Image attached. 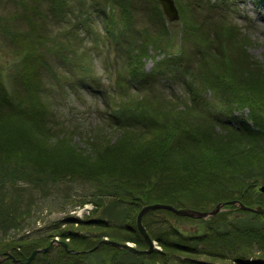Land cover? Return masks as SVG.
<instances>
[{
  "label": "rangeland",
  "instance_id": "obj_1",
  "mask_svg": "<svg viewBox=\"0 0 264 264\" xmlns=\"http://www.w3.org/2000/svg\"><path fill=\"white\" fill-rule=\"evenodd\" d=\"M66 1L70 7L65 5L61 12H55L51 7L53 3L51 0H0V17H3L0 19V66L3 65V82L11 97L20 100L26 108L29 107L26 109L27 114L34 117L33 119L39 117V110L44 106L45 110L42 114L40 113L43 117L40 118L44 128L42 133L51 131L48 132L50 133L49 137L40 134L45 136V140L43 146L38 145L37 147H33L35 142L24 141L17 134L15 129L17 124L10 128L8 134L0 133V177L12 175L18 178L20 176L11 184H0V199L4 197L8 200L6 201L8 206L15 205L17 215L23 211L22 221L15 227L0 231V242L8 243L11 239L24 237L22 242L1 246L0 252L9 251L16 258H21L19 257L20 252L25 253L33 249L36 242L39 241L44 246L35 249L47 247L53 242V246L49 250L37 252L29 262V264H50L56 262L57 259L63 260L62 255L59 254L62 248L67 253L79 254L93 250L95 246L103 243L110 244L109 241L113 239L105 235L107 234L105 227H99L96 224H83L78 219L92 216L99 220L110 221L111 225L108 230H111V227L113 230L118 227L125 230L120 227L124 223L122 210L129 206V200L133 201L138 196L141 198L146 193L150 195V201L147 199L142 203L139 202L140 207L137 209L135 218H131L128 223L129 228L134 231L139 230L136 221L138 212L145 205L154 203L153 201L167 204L168 201L175 200L176 206L183 205L203 212L211 211L218 203H222L220 209L213 215L208 214L195 218L189 216L188 219L175 217L174 215L179 214L166 208H154L146 211L141 217V222L143 224V220H145L147 223L143 224V227L152 241L151 251L160 250L161 245L157 239L151 237L149 231L166 233L168 231L167 224L162 221L166 216L175 223L179 231L199 230V226L203 225L205 220L206 222H215L218 227H225L224 229L230 228L228 240L230 234L234 232L230 242L239 245V249L243 250V255H246L248 260L264 257V248L261 249L264 247V242H261L257 233V237L254 234L261 230L264 235V214L240 206L242 204L253 209L259 206L264 209V190H260V187L264 186V79L263 82L256 81L257 85L252 86L251 81L248 83L238 81L239 84H234L235 81L232 79L236 72L234 66L237 60L233 61L228 50L229 43L234 38L230 39L225 35L222 37L220 34L218 39H221V42L219 40L212 42L215 39L211 35L208 39L207 35L213 27L208 24L203 25L202 23L203 28L199 30L190 29V31L203 35L202 45L207 50L213 52L217 49L214 48L215 44L221 46L220 59L213 60L205 57L201 62L203 54L198 50L199 46L193 43L188 34H182L184 10L181 5L175 1L179 18L169 21L157 0V5L153 0H130L133 29L122 34L120 38H116V44H114L113 38L103 32L100 7H103L107 0ZM211 1L214 2V5ZM262 5L255 4L252 0H204L190 14V17H193L198 25L209 12L215 10L220 13L213 14L212 17L217 18L218 15H224L231 23L240 28V35L248 37L244 41L246 46L241 49L247 50V53L243 55L247 60L242 64V73L247 77L254 71L261 76L264 75V12L259 9ZM24 6L27 7V11L24 10V16H20L19 13ZM34 7L37 9H32ZM84 26L90 27L93 32L90 31L84 35L82 29ZM232 32L234 33V30ZM30 33L32 35L42 34L44 41L32 38ZM140 39L143 43L138 55L140 63L142 62L139 73L144 75L152 71L149 79L151 84L146 86V89L136 90L133 87L129 89V94L136 98L135 101L139 100V93L143 95L141 103H134L140 107V115L146 119L141 126L150 127L151 123L156 121L157 124L154 126L163 127L165 131L162 130L161 135H148L142 154L144 158L139 156L140 159L136 161L141 169L147 168V173H144L147 184H145L146 189L143 193H136L139 195L134 196V194H127L124 190L122 192L118 190L116 192L120 194V199H117V195L107 193L97 196V189L103 182L100 181V177L96 179L90 177L86 161L78 164H63L59 159H56L57 152L51 153L50 149L46 147L59 145L56 134L62 133L64 128L72 130L73 135L70 140L76 144L74 145L77 147L76 149L79 148L88 155L96 153L99 146L103 147L100 149L103 151L105 147L108 148L113 143H115V147L122 145L128 149L131 144L129 139L119 141L120 137L126 134V130L112 134L108 139L109 142L107 140L103 143L97 140L93 141L92 139L97 136L95 132H92L105 127L110 121L109 109L105 105V100L117 98L120 88L118 83L129 82L126 74V69L129 67L127 61L129 50H133L134 47L136 49L137 44L135 45V43ZM30 48H34L39 55L44 56L41 61L43 63L40 62L37 65L35 62L30 67L37 82L39 97L28 96L25 86L15 77V71L10 70L12 63L18 62L17 64L20 66L19 62L23 58V53ZM232 50L237 49L233 47ZM59 52L62 54L61 56ZM249 55H251L250 58ZM172 57L181 59V67L178 66L179 62L171 65L168 60L160 64L161 59ZM80 60L88 62V72H84L80 66ZM247 62L248 64H246ZM250 62L254 64L256 62L260 68ZM133 64L136 65L134 62ZM201 65H203L200 73L202 87L199 86V88L201 97L206 101L205 103L201 100V103H205L202 112L207 114L208 110L212 111L213 114L217 117L220 116L225 121L224 124L211 121L215 116L207 121L206 118L196 120L193 115L192 117L185 114L189 110L186 104L190 103L194 106L198 104L191 102V95L185 80L187 83L190 78L191 71L189 69L194 70L196 66ZM18 70L21 74L19 67ZM222 83L232 84L234 89L219 87ZM219 89L224 91L223 95L220 92L221 97L218 96ZM227 93L231 99L228 98L226 101L223 97L227 96ZM152 94L154 96H151ZM180 103L183 104L180 106ZM179 114L181 116H178ZM196 121L199 122V125L194 124ZM248 124L254 133V130L257 131L253 137L247 127ZM141 126L132 127L131 131L139 132L140 130L141 132ZM227 127L231 129H227ZM255 127L257 128L255 129ZM195 132H199V134ZM194 133L198 135L197 139H201L207 133H209L208 136L216 135L214 136L216 139L214 142L213 139L203 141L194 149L190 147L198 143ZM221 136L234 137L237 147L220 151L216 146H219ZM1 142L10 146L4 149ZM35 148H39V156L52 157L42 161V158L37 155L35 157L37 160L25 167L16 165L15 151L20 150L26 153V156L29 155L27 162H30L34 152H37ZM124 149L119 148L116 157H121V152ZM218 151H220L219 155H214ZM211 154H213L212 157L218 158L217 163L214 162L215 159L211 157ZM113 159L116 162L110 167L111 173L120 176V169L124 165L121 164L120 158L114 157ZM194 165L198 171L191 170ZM99 168L102 169V166ZM20 169H28V175H19ZM201 169L205 171L206 177L200 172ZM215 169L221 170L224 175L221 177L213 175L217 171ZM35 178L40 179L37 181ZM138 184V182L135 185L130 184L128 188H136ZM82 198L84 201H81ZM176 200H182L181 204ZM166 210L174 215L168 214ZM68 215L72 218L76 217V219L63 220ZM179 216L184 217V215ZM209 218L210 220H207ZM59 221H61L60 225H58ZM124 224L126 225V223ZM206 224L208 226L210 222ZM51 229H55V236L49 240H40L48 231L52 232ZM59 229H72L77 233L90 236L89 239L98 241L86 240L77 243L74 246L77 249L70 248L68 246V243L71 245L69 236L59 237ZM140 234L145 239L141 232ZM252 238L255 239L253 243H251ZM113 241L119 244H128L138 250L150 248L146 239L144 244H139L141 246L131 240L114 239ZM62 242L67 244V248L63 246ZM260 243L263 244L258 246ZM70 249L75 251L71 252ZM123 250L137 253L131 249ZM101 253L98 251L94 255H83L75 258V262L68 261L66 264H102L101 261L104 260H111L113 264H129L126 260L128 259L127 255H113L110 258L109 256H100ZM197 258L208 264H233L231 258L216 257L213 259L206 254L198 255ZM0 259V262L5 263L7 260H11V263L14 264L13 260L6 256L0 255Z\"/></svg>",
  "mask_w": 264,
  "mask_h": 264
},
{
  "label": "trees",
  "instance_id": "obj_2",
  "mask_svg": "<svg viewBox=\"0 0 264 264\" xmlns=\"http://www.w3.org/2000/svg\"><path fill=\"white\" fill-rule=\"evenodd\" d=\"M13 1V0H12ZM16 1H20V0H16ZM52 3V8L53 10L56 12L58 11H62L63 7L66 5L68 7H70L67 3L66 0H51ZM179 5L182 6L183 8V16H182V21H183V31L182 34H188L189 37H191L192 41L194 44H196L197 46H199L200 52L203 54L202 55V60L205 57H208L207 59L211 58L213 60H217L220 59V55H221V46L220 44L216 46H214V48L216 47L217 49L215 51H210L207 50L203 45H202V41H204V37L203 35H200L193 31H190V29L195 28L197 30L202 29L203 25H209L212 26L213 29H211L210 33L207 35L208 39L210 38L209 36L211 35L215 40L214 41H220L221 39H218L219 35L221 34V36L223 37V35H225L227 38H234L230 41V46L228 48V50L230 51V57L233 59V61H235V66L234 68L236 69L235 71V75H233L232 79L233 81H235V85L239 84L238 81H243L248 83V81H251V86L252 85H257L256 81L258 80H263L264 79V75L262 74H258V72H253L249 77H251V79H249V77L243 75L244 73H242V64L244 63V61H246L247 59L243 57L244 54L247 53V50H241L242 47L246 46V42H244L248 37L247 36H242L240 35L241 31L240 28H238L237 25H234L233 23H231V21L224 15H218V20L216 17H212L213 14H219L220 12L218 11H211L207 14V17L205 19H203L202 21H200L201 23H196V21L193 19V17H190V14L193 13V11H195V8L204 2V0H175ZM210 1V0H208ZM218 1V0H217ZM254 3L256 4H263V10H264V0H252ZM130 0H107L106 4L103 5V7H100L101 9V14H102V20H103V28L105 32H110L111 35H113V38H120V36L124 33L129 32V30L133 29V18H132V14H130ZM154 4H156V0H153ZM208 3V2H207ZM211 3L214 5V2L211 1ZM209 3V4H211ZM116 4V5H115ZM218 5V4H217ZM34 6V5H31ZM212 6V5H211ZM113 7H117L119 8L118 10H116V8ZM27 7L24 6L23 10L19 13L21 14L20 16H24V10L27 11L26 9ZM145 9H147L146 7H144ZM158 8L160 9V7L158 6ZM32 9H37L36 7L32 8ZM262 10V11H263ZM131 15V17H130ZM3 17H0V19H2ZM196 19V18H195ZM193 20V21H192ZM198 22V21H197ZM203 23V25H202ZM5 28V27H3ZM83 34L86 35L87 33H89L90 31L93 32V30H91L90 27H86L84 26L83 28ZM232 30H234V33L232 32ZM10 33V32H9ZM30 35H32L30 33ZM32 38H37L39 39V41H42V39L44 38V36L42 34H35L32 35ZM201 37V38H200ZM200 38V39H198ZM44 41V39H43ZM136 42V41H135ZM147 43L149 42L148 40L146 41ZM244 42V43H241ZM140 43V44H139ZM142 41L141 39L135 43L136 45V49L135 47L133 48V50H129V54H128V58L127 61L129 63V67L126 69V74L128 75V79L129 82L127 83H118V85L120 86L119 90H118V95L117 98H109L106 101L105 105L108 106L107 109H109V122L105 125V127L100 128L99 132H97L98 130H94L92 133L95 132L96 134V138L92 139L93 141L97 140L98 142H107V140L110 138V136L114 133H118V131H123L126 130V134L122 137H120L121 141L122 139H129L128 141L131 143L127 148H125L122 145H119L118 147H115V143H113V145H109V147H105V149L103 151H100V149H102L103 147H98L96 149V153L94 152V154L92 155H88L86 152H83L82 150H80L79 148L76 149L77 147L74 146L76 144L72 143L70 140V137H72L73 132L72 130H68V129H64L62 133H57L56 136L58 137V142L59 145H57L56 147H53L50 145V147H46L50 149V152L53 153L57 152V156L56 159H59V161L61 163H65V164H72V163H88L89 166V175L90 177H94L93 179H96L97 177H100V181H102L103 183L100 184L99 188L97 189V196L103 195V194H110V195H117V199H120V194H118V190H124L127 192V194L129 193L134 194V196H138L136 193H143L146 189L145 184H147V178L145 176L144 173H147V168H143L141 169V167H139V164L136 162L137 160H139V156L142 158L143 157V151L144 148L146 146V141L148 138V135L150 134H160L161 135V131H165L163 127H159V126H154L156 123V121L151 123V126L148 127L147 125L141 126L144 124V121H146V119L140 115L141 109L138 105V103H141V98H142V94H138L139 100L135 101V97H131L129 94V89L135 87L136 90L138 89H146V86H150V72L149 71L148 74H144L141 75V73H139V68H142V62L140 63L139 59H138V55L140 53V46L142 45ZM146 43V44H147ZM233 44V45H232ZM202 45V46H201ZM138 47V48H137ZM235 47L237 50H232V48ZM219 48V49H218ZM245 49V48H244ZM204 50H207L206 52H204ZM41 54V53H40ZM42 55V54H41ZM39 55V53L37 52V50H34V48H30L29 50H25V53H23V58L20 60L19 65L18 66V62L12 63V65H10V70L13 72L15 71V77L17 79H19L25 86L26 90H27V95L31 96H37L39 97V95L37 94V87H36V81L33 77V74L31 73V65H34L35 62L38 65L43 59L44 56ZM59 55L61 56L62 54L59 52ZM229 55V54H228ZM41 56V58H40ZM242 56V57H241ZM251 55H249L250 58ZM241 57V58H240ZM170 61L171 65L179 62V67H181L182 65V61L180 58H168V59H161L160 60V64H162L164 61ZM19 61V59H18ZM80 66L82 67V69L84 70V72H88L89 70V66H88V62L82 61L80 60ZM133 62L136 64L134 66ZM43 63V62H41ZM253 65H257V63L255 62V64L253 62H250ZM141 64V66H140ZM248 64V62L246 63ZM22 66V67H21ZM202 66H196L193 69H189L191 71V74L189 75V80L186 83L185 80V84L186 87L188 89L189 94L191 95V102H193L194 104H197V106L194 105H190L186 104V106H188V109L185 114L189 115V116H194V118H196V120H199V118H206L207 121H210L209 119L213 116H215V118H213L214 122L217 123H221L224 124L225 121H223L220 116L217 117V115L213 114L212 111L208 110L207 114H205L204 112H202V108L205 107V103L206 101L203 100V98L201 97V90L199 88L202 87V82L200 79V73H201V69ZM260 68V65H257ZM18 67L20 68V72L21 74H19V70ZM157 68V67H156ZM159 69V67H158ZM240 71V72H239ZM3 65L0 66V133H6L10 130V128L12 126H14V124H17V127H15V129L17 130V134L21 136V138L24 141H30V143L33 141L35 143H33V147H37L38 145L43 146V142L45 140V136L49 137L51 131H44L43 132V126L41 124V119L43 118L41 117V114L43 113V111L45 110L44 106L40 108V113H39V117L33 119L34 117L28 116V111L26 109H28L29 107L26 108V106L20 101V100H15L13 97H11L9 95V92L7 91V88L3 82ZM11 72V73H12ZM10 73V74H11ZM126 76V75H125ZM124 76V77H125ZM259 76V78H258ZM261 76V77H260ZM92 82V81H91ZM263 82V81H262ZM264 83V82H263ZM262 83V84H263ZM219 87L225 88L226 87H230L232 88V84L229 83H222L221 85H219ZM235 87V86H234ZM234 88H232L233 90ZM218 96L221 97V94H224V91H222V89H219L218 91ZM231 92V90H230ZM151 96H154V94H152ZM156 97V96H155ZM231 99L230 95L227 93V96H224L223 99L227 101V99ZM143 99V98H142ZM15 100V101H14ZM201 100H203L205 103H201ZM183 102V101H181ZM4 103V104H3ZM135 103V104H134ZM183 103H180V106ZM203 106H202V105ZM201 105V106H200ZM28 106V105H27ZM4 108V109H3ZM9 108L11 109L9 111ZM2 114V115H1ZM178 116H181L180 114ZM192 116V117H193ZM145 119V120H144ZM142 121V124H140ZM195 125H199V122L196 121L194 122ZM141 126L142 127V131L140 132H134L131 131V129H133L132 127L135 126ZM207 125V124H206ZM205 126V123H204ZM248 129L250 130V134H252L251 137H253V135H256V130L255 133L250 129L249 124H248ZM60 128V127H59ZM162 128V129H161ZM257 127H255L256 129ZM136 129V128H135ZM191 129H193V127H191ZM227 129H231L230 127H227ZM37 130V131H35ZM205 130V129H204ZM154 131V132H153ZM202 130H200L201 132ZM72 132V133H71ZM203 132V131H202ZM43 135H40V134ZM198 133L199 132H195ZM195 135L196 139L198 135ZM133 135V137H132ZM178 135V134H177ZM209 133L204 134L202 136L201 139H197L198 143H196L195 145H191V148L196 149V145H199L201 142L203 141H210L212 140L214 142V139H216L213 136H208ZM90 137V134L88 135ZM95 136V135H93ZM247 137V136H246ZM1 138V137H0ZM31 138V139H30ZM222 138L221 140L219 139V146H216L217 148H219L220 151H225L226 149H231L233 147H235L237 144H235L236 139L234 137H220ZM56 141V142H57ZM118 141V142H119ZM225 143H224V142ZM109 142V140H108ZM3 145L2 147L8 148L10 145H7V143H3L1 142ZM237 143V142H236ZM117 144V143H116ZM108 145V144H107ZM180 146V145H179ZM237 147V146H236ZM124 149V151L122 150L121 152V157H116V155L119 153L118 149ZM35 150L37 152H34V156L32 157V159L30 160V162H27V158L29 157V155H25L26 153L17 150L14 152V156L17 160L16 165H20V166H27L29 165L31 162L36 161L37 159H35V157H37V155L39 154V148H35ZM220 151L216 152L214 155H219ZM86 153V154H85ZM104 154V155H103ZM138 155V157H137ZM39 156V155H38ZM213 156V154H211V157ZM40 158H42V161H44L45 159L47 160V158L52 157V156H39ZM38 157V158H39ZM120 158L121 160V164H123L124 166L121 167L120 169V176L114 175L111 173L110 167L112 166V164H115L116 161H114L113 158ZM220 157V156H217ZM214 158V162H218V158L216 157H212ZM40 161V160H38ZM40 161V162H42ZM119 161V160H118ZM102 166V169H100L99 167ZM221 167V166H219ZM196 168V169H195ZM198 168L194 165V168H192L191 170H197ZM17 170V169H16ZM45 170V169H44ZM217 171L214 172L213 175L217 176V177H221L224 175V173L219 170V169H215ZM28 169L24 170V169H20V174L19 175H25L27 176ZM60 172V171H59ZM200 172H202L203 176L206 177V173L204 170H200ZM126 175H125V174ZM65 174V173H63ZM62 175V174H60ZM68 175V174H67ZM65 176V175H63ZM200 176V174H199ZM20 177V176H19ZM18 177V178H19ZM15 176L12 175H5L3 177H0V184H11L13 183L16 179H18ZM33 179V178H32ZM37 181L40 178H35ZM132 179H136V180H132ZM34 180V179H33ZM137 182L139 183L136 188L132 187V188H128V186L130 184L135 185L137 184ZM112 190V191H111ZM149 200L150 201V195H147L146 193L144 194V196H142L141 198L138 196V198H135V200L131 201L129 200L130 204L129 206H126L122 212H123V219H124V223H126V225L123 223L122 228H124L125 230H121V228H113L111 227V230L109 228V226L111 225L110 221H105L102 219H96L93 218L92 216H89L87 218L84 219H78L81 223L83 224H93V225H98L99 227H105V231L107 230V234H105L108 238L110 239H115V240H122V241H127V240H131L133 242H135L136 244H144L143 242H145V239H143V236L140 234L139 230L136 229L135 231L132 228H129V222L131 218H135L136 216V212L138 211L137 209L140 207V203H142L144 200ZM156 200V199H154ZM173 200V199H170ZM6 199L1 198L0 199V231H5L8 228L11 227H15L16 224H18L20 221H22V214L23 211L17 215L15 213V205L12 206H8L6 204ZM81 201H84L83 198ZM175 200L173 201H168V204H173L174 206H176L177 203H174ZM179 202V204H181L182 200H176ZM220 201V200H219ZM140 202V203H139ZM154 203L156 202H161V201H153ZM164 202V201H163ZM150 203V202H149ZM152 203V202H151ZM6 212H5V210ZM176 207H186L183 205H178ZM3 209V210H2ZM2 210V211H1ZM166 212L168 214H172L171 212H169L168 210H166ZM165 212V213H166ZM134 215V217H133ZM174 214H172L173 216ZM175 217H181V218H186L188 219L189 216H179V215H174ZM166 217V216H165ZM163 218L162 221L167 224L166 228H168V231L166 233H159V232H151L149 231V234L151 235L152 238H155L158 240V243L161 245V249H154L153 251L149 252V253H144V254H137L134 252H131L129 250H123V249H118L110 244L107 243H103L100 244L97 248L93 249V250H88V251H84V252H80L79 254H75V253H67L65 252L64 248H62L60 250L61 253L60 256L62 255L63 260H56V262L54 263H50V264H66L68 261L75 262V258L77 257H81L83 255L87 256V255H94V253H98L102 252L100 256H109L110 258H112L113 255H123L128 257V259H126L129 264H208L207 262H204L203 260H200L199 258H197L198 255H202V254H206L209 255L211 257H213V259L217 258H223V259H229L231 258L233 264H264V257H261V259H252V260H248V257L246 255H243V250L239 249V245H235V243L230 242L231 239H233V234L234 232H232L229 236V240H228V231H230V228L224 229L222 227H218L215 222H211V221H207L210 222V224L207 226V222L205 220V222H203V225L199 226V230L196 229L194 231H179L175 225V223H173L171 220H169L168 217ZM76 219V217H73ZM73 218L71 216H67L65 218H63V220H69ZM207 220H210L207 219ZM62 221V220H61ZM61 221H59V224L61 223ZM63 222V221H62ZM99 223V224H98ZM128 224V225H127ZM143 224H147L145 220H143ZM234 225V224H232ZM236 225V224H235ZM228 226V225H226ZM114 227V226H113ZM130 231H128V230ZM223 229V230H222ZM257 230V229H255ZM49 232L45 235H43L44 237H41L40 240H49L51 239L53 236H55L54 231L55 229H51ZM122 234H121V233ZM164 232V231H163ZM56 233V232H55ZM257 235L259 236L258 238H261V242H264V235L263 232L261 230H258V232H254L255 237ZM54 234V235H53ZM58 234L59 237H66L69 236V242L71 243V245L68 246L70 248H75L74 246L77 245V243H81L84 241H91L92 239H89L90 236H86L83 235L81 233H77L76 231L72 230V229H67V230H58ZM103 235V236H105ZM101 236V237H103ZM24 237H17L14 239L9 240L8 243H5L3 241L0 242V247L4 246L5 244H7V246L13 244V243H19L23 241ZM121 238V239H120ZM255 239L252 238L251 243H253ZM92 241H98L97 239L92 240ZM250 243V244H251ZM263 244V243H262ZM261 243L258 244L262 245ZM46 245V244H45ZM40 246H44L42 245L39 241L35 243V248L40 247ZM141 246V245H139ZM12 247V246H10ZM264 247H261V249ZM31 249V250H33ZM77 249V248H75ZM31 250L23 253L20 252L19 257H23V256H27ZM83 250V249H82ZM242 250V251H241ZM59 258V257H58ZM130 258V259H129ZM64 259H66V261H64ZM70 259V260H69ZM103 260V259H102ZM108 260H110L108 258ZM224 261V260H222ZM102 264H113L112 261H101ZM225 262V261H224ZM0 264H12L11 260H7L5 263L0 262ZM231 264V263H230Z\"/></svg>",
  "mask_w": 264,
  "mask_h": 264
},
{
  "label": "water",
  "instance_id": "obj_3",
  "mask_svg": "<svg viewBox=\"0 0 264 264\" xmlns=\"http://www.w3.org/2000/svg\"><path fill=\"white\" fill-rule=\"evenodd\" d=\"M158 1L161 3L165 14L168 16V18L170 20H174V19H177L179 17L178 10H177V7L175 5L174 0H158ZM260 190L261 191L264 190V186L260 187ZM221 204L222 203H218L211 211H204V212L193 209V208L190 209L189 207L176 208L173 205L168 204V203L167 204H165V203H152V204L145 205L138 212L136 221H137V225L139 227L140 232L144 235L146 241L150 244V248L138 250V249L130 247L128 244H123V243L119 244L113 240L109 241V243L111 245H114V246H117V247H120L123 249H131L132 251H136L137 253H140V254L148 253L152 250V246H151L152 241H151L150 237L148 236L147 232L145 231L143 224L141 222V217L146 211H148L150 209H154V208H166V209H169V210H171L174 213H177L179 215L190 216V217L195 218V217L206 216L208 214L213 215L214 213H216L220 209ZM240 206H242L244 208H248L249 210H253V211L255 210L259 213L264 214V209L259 207V206L255 207V209L243 206L242 204H240ZM62 244L65 248H67V244L65 242H62ZM52 246H53V242H51L47 247H44L41 249H35V250L31 251L29 255L23 256L24 259L16 258L11 253H9V251L0 252V255H2L3 257L6 256L7 258H11L13 260L14 264H28L33 259V257L35 256V254L37 252H45V251L49 250ZM97 246H95L94 248H96ZM66 250H68V249H66ZM70 250H71V252L75 251L73 249H70ZM0 261H1V259H0Z\"/></svg>",
  "mask_w": 264,
  "mask_h": 264
},
{
  "label": "bare ground",
  "instance_id": "obj_4",
  "mask_svg": "<svg viewBox=\"0 0 264 264\" xmlns=\"http://www.w3.org/2000/svg\"><path fill=\"white\" fill-rule=\"evenodd\" d=\"M144 254V253H143ZM29 264V263H28Z\"/></svg>",
  "mask_w": 264,
  "mask_h": 264
}]
</instances>
